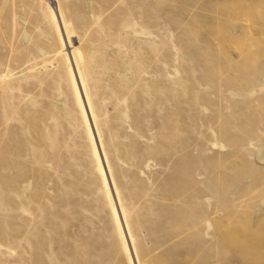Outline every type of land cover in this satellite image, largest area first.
Listing matches in <instances>:
<instances>
[{
	"label": "rangeland",
	"instance_id": "rangeland-1",
	"mask_svg": "<svg viewBox=\"0 0 264 264\" xmlns=\"http://www.w3.org/2000/svg\"><path fill=\"white\" fill-rule=\"evenodd\" d=\"M0 264H264V0H0Z\"/></svg>",
	"mask_w": 264,
	"mask_h": 264
}]
</instances>
